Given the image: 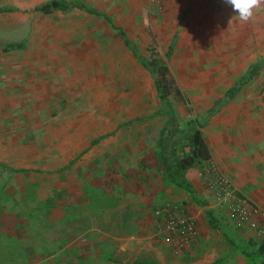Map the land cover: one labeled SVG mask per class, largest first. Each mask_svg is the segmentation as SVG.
<instances>
[{
	"label": "rangeland",
	"instance_id": "obj_1",
	"mask_svg": "<svg viewBox=\"0 0 264 264\" xmlns=\"http://www.w3.org/2000/svg\"><path fill=\"white\" fill-rule=\"evenodd\" d=\"M134 1L86 0L84 4L102 11L112 22L121 25L124 37L132 44L131 50H135L139 57L144 58L150 55V50L155 51L158 64L171 71L180 91V96L174 93L169 97L170 107L164 106L158 97V74L154 66L145 62L141 64L117 36V32L106 28L102 37L104 52L97 58L101 69L98 77L73 79L71 86L65 90L72 91L74 101L67 103L64 109L36 111V115L28 117L26 114L23 118L24 123L40 121L41 127L45 128L44 133L51 130L54 135L40 137L34 143H25L37 148L34 159L35 167L39 170L34 176L10 179L24 184V190H18L15 194L24 197L27 213H35L39 207L45 211L42 214H52L51 217L42 216L41 220L45 224L43 221L35 222L41 234H44V230L71 234L68 237H57L55 245L56 252L70 246L71 253L65 258L67 263H63L58 256L54 264H129L134 261L135 253L122 255L119 261L109 251L102 256L104 261L96 253L86 254L90 248L85 246L87 238L81 239L78 235L83 231L101 229L104 220L109 221L107 230L112 235V231H116L117 221H113L116 218L120 219L121 228L119 226L118 230L121 234H128L129 231L135 233L136 229L140 233L133 220L134 216L142 213V209L136 210L135 206L144 201L153 202L154 206L149 207L153 208L155 232L154 236L149 237L150 244L168 245L174 256L183 257L186 264L190 263L188 255L194 247L193 242L198 238L199 227L196 216L188 206L194 203L206 213V206L201 204L204 202L203 197L198 193L197 197L188 193L180 185L181 179L174 174L178 182H173L170 173L176 170L177 161L189 150L186 138L200 126L198 119L217 98L224 96L227 89L237 81V77H232L227 70L221 71L219 67L222 63L213 62H180L178 77L176 63L162 58L167 52V47L158 42L163 33L152 24L141 23V16H138L139 22L130 21L127 10ZM92 18L94 21H104L101 17ZM58 20L64 19L33 12L27 14L24 21H19L25 22L24 28L2 30L16 21L0 19V42L22 43L19 49L9 52L12 60L14 57L22 59L25 55L32 57L38 51L47 58L50 33L55 31L50 29L49 24ZM89 40H82L81 44ZM112 49L115 52H111ZM246 87H254L251 97H257L255 101L264 102V61L260 63L257 77ZM219 120L222 117L215 118V122ZM204 132L207 136V129ZM26 155L27 159H32V151H26ZM189 170L185 172L186 177ZM199 173L216 203L229 212L236 230L242 231L243 235L247 233L245 242L241 235L233 237V244L227 242L230 247H235V253H230V257L245 258L249 264H264V258L258 255V249L264 241V209L253 204L237 189L224 175L216 159L211 158L205 162ZM209 173L210 179L207 176ZM217 173L232 184L235 198L226 200L225 191L220 197V189L209 184L210 181L215 183L214 175ZM5 176L0 175V180H4ZM194 197L202 202L197 203ZM167 206L171 207L170 213L164 212L158 217V212ZM242 212L246 213L245 219ZM182 213L192 217L196 224V235L186 247H183L180 234L167 230L169 216L174 215L180 219ZM207 228L212 229V226L207 224ZM111 240L107 238L106 242L111 243ZM97 241L96 237L89 239L94 247ZM44 242V238L36 241L43 252L46 250ZM144 252L136 259L137 262H155V254L151 250ZM209 255L207 251H197L193 261L199 263ZM228 257L226 251L223 261L212 264H228Z\"/></svg>",
	"mask_w": 264,
	"mask_h": 264
},
{
	"label": "crops",
	"instance_id": "obj_2",
	"mask_svg": "<svg viewBox=\"0 0 264 264\" xmlns=\"http://www.w3.org/2000/svg\"><path fill=\"white\" fill-rule=\"evenodd\" d=\"M53 1L56 0H0V8L15 9L14 12L0 13V19L16 21L1 29L24 28L25 22L19 21H24L26 15L33 12L45 15L37 12L36 8ZM61 1L82 5L84 8L58 9L45 15L64 19L49 24L50 29L55 31L50 33L47 58L38 51L32 57L25 55L22 59L14 57L12 60L9 52L19 48L6 52L4 45L7 44L0 42V175L6 174V178L0 180V264H54L55 257L58 256L63 263H67L65 258L71 253L70 246V249L64 247L59 252H56L55 247L57 237H68L71 234L51 230H44V234H41L35 222L41 223L43 215L51 217L52 214H42L45 211L39 207L36 211L33 210L35 213H27L24 197L15 194L18 190H24V184L10 181L13 178L23 179L25 175L34 176L39 170L35 167L34 159V151L37 148L25 143H34L39 141L40 137L54 136L51 130L44 133L45 128L41 127L40 121L24 123V116H34L36 111L64 109L67 103L74 101L72 91L65 90L67 86H71L73 79L98 77L101 69L97 58L104 52L102 37L106 28L117 32V36L141 64L145 62L150 65L151 60L155 58L153 50L149 51L150 55H145L149 58L139 57L135 50H131L132 44H127L121 25L112 22L102 11L86 6V0ZM127 14L130 15L131 22H139L138 16H141V23L143 21L152 24L156 30L163 33L158 42L167 47V52L162 58L176 63L178 77L180 62L222 63L219 67L221 71L227 70L231 72L232 77H237V81L227 89L224 96L217 98L210 109L201 115L198 119L200 126L197 128L201 129L211 158L216 159L224 175L253 204L264 209V102L257 101V97H251L255 91L254 87H246L257 77L259 70L250 82L219 108L220 101L225 98L227 92L251 67L259 65L260 68V63L264 61V5L247 23L233 21L229 24L230 18L237 13L229 5L219 7L209 0H164L162 7L153 4L151 0H135ZM93 16L101 17L105 22L94 21ZM1 34L4 33L1 31ZM88 38L89 42L81 44L82 40L86 41ZM111 52L115 51L112 49ZM170 75L174 77L171 71ZM216 117H222V120L215 122ZM204 127L208 131L207 136L203 133ZM26 151H32V159L26 158ZM203 166L204 164L199 168H191L186 178L194 190L192 195L197 197L198 193L207 203L204 207L206 213L207 210L213 212L217 219V228H207L210 221L208 215L204 214V209L196 207L194 203L188 206L196 216L199 228L198 238L193 242L194 247L188 255L192 262L187 264L221 262L225 259L226 251L229 256L226 258L228 264H249L245 258L230 257V253H235V247H230L227 242L233 244V237L239 235L245 242L247 233L243 235L242 231L236 230L229 212L216 203L214 196L202 182L199 172ZM9 175L12 177L9 178ZM138 204L135 208L142 209V213L134 216L133 222L140 233H137L136 229L135 233L129 231L128 234H121L118 230L119 226L121 228L120 219L116 218L113 219L117 221L116 231L112 229L110 235L107 230L109 221L104 220L101 229L83 231L78 235L81 239L87 238L85 246L90 248L85 253H96L102 261L106 251L112 252L118 261L122 255L135 253V260L129 264H141L136 259L142 256L144 251L151 250L155 254V262L143 264H186V259L174 256L170 246L150 244L149 237L155 235L153 202L144 201ZM150 206L152 207L149 208ZM114 225L115 223L112 226ZM95 237L98 241L94 247L89 239ZM41 238L45 240L44 252L36 243L41 241ZM107 238H112L111 243L106 242ZM51 246L54 247L52 251ZM197 251H207L210 255L197 263L198 261H193Z\"/></svg>",
	"mask_w": 264,
	"mask_h": 264
},
{
	"label": "trees",
	"instance_id": "obj_3",
	"mask_svg": "<svg viewBox=\"0 0 264 264\" xmlns=\"http://www.w3.org/2000/svg\"><path fill=\"white\" fill-rule=\"evenodd\" d=\"M71 8L83 9L84 6L78 4H68L65 1L56 0L43 6L37 7L36 11L48 15L58 9L67 10ZM14 11V8H0V13ZM89 12L94 13V11ZM127 44H129V42H127ZM20 47L21 43H8L7 45H5L4 50L8 52L11 49H16ZM154 55L155 58L151 60L150 64L154 66L155 71L158 74V80L156 83L158 97L164 106L170 107L169 97L174 93L180 96V91L176 86L175 79L170 75V71L168 70V68L166 66L159 65V61H157V55L155 52ZM258 70L259 65L251 67L249 72L227 92L225 98L220 101L219 108L225 103H227L230 99H232L242 89L244 85L250 82L257 75ZM186 140V146L189 147V151L185 152L183 156L177 161L176 170L173 173H170V177L172 176V181L177 183L178 179L175 177V175L178 176V178L181 179L180 185L184 187L188 193L194 194V190L191 187V184L188 182L185 176V172L191 168H199L205 162L209 161L211 159V152L200 128H196L191 135L187 136ZM194 201H196L197 203L202 202L196 197H194ZM201 204L207 206L206 202H202ZM207 215L209 217L211 226L213 228H217V219L213 215V212L211 210H207ZM258 255L264 258V241L259 247Z\"/></svg>",
	"mask_w": 264,
	"mask_h": 264
},
{
	"label": "built area",
	"instance_id": "obj_4",
	"mask_svg": "<svg viewBox=\"0 0 264 264\" xmlns=\"http://www.w3.org/2000/svg\"><path fill=\"white\" fill-rule=\"evenodd\" d=\"M164 0H151V2L155 5H158L160 7H162V3ZM213 5L216 6H223L224 0H209ZM210 179V173L207 175ZM214 180L215 183L213 181H210L209 184H211L213 186V188H218L220 189L219 195L221 197L223 191L226 192V194L224 193V198L226 200L228 199H233L235 198L234 196V192L235 189L232 188V184L229 183V181L221 174L217 173L216 175H214ZM170 206H167L165 210L158 212V217H160L159 215L163 214L164 212L170 213ZM245 212V211H244ZM243 214V212L241 213V215ZM246 214V213H245ZM245 214H243V219H245ZM264 216V215H263ZM242 220V219H241ZM167 230L170 233H176V234H180V238L183 242V247H186L191 240H193V238L196 235V224H195V220L192 217H189L188 215L185 214H180V219H178L177 217H174V215L169 216V222H168V227Z\"/></svg>",
	"mask_w": 264,
	"mask_h": 264
},
{
	"label": "clouds",
	"instance_id": "obj_5",
	"mask_svg": "<svg viewBox=\"0 0 264 264\" xmlns=\"http://www.w3.org/2000/svg\"><path fill=\"white\" fill-rule=\"evenodd\" d=\"M226 5L231 6L232 10L237 13L229 20V24L233 21L249 22L253 19L254 13L261 10L264 0H224Z\"/></svg>",
	"mask_w": 264,
	"mask_h": 264
}]
</instances>
